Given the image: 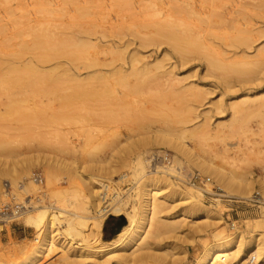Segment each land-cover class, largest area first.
Wrapping results in <instances>:
<instances>
[{"label": "rangeland", "instance_id": "374dc122", "mask_svg": "<svg viewBox=\"0 0 264 264\" xmlns=\"http://www.w3.org/2000/svg\"><path fill=\"white\" fill-rule=\"evenodd\" d=\"M71 1L77 2V6ZM136 1L137 8L131 9V5L122 0H93L94 3H89L91 6L88 4L89 11L81 7L82 4L87 7L84 1L78 6L77 0H67L64 12L51 13L52 19L63 18V35L68 40L82 39L83 43L89 42L85 43L86 46H93H87L86 58L58 56L41 65L51 72L68 69L81 81H66L56 87L46 82L23 85L17 95L18 112L6 111L10 99L3 96L0 113V211L11 202V196L17 198L14 201L26 203L28 209L44 203L56 210V205H61L73 195L82 202L90 196L94 186V183L89 185L85 181L84 176L87 175L109 183L111 194L118 192L120 199H127L128 204L124 207L128 212L132 209L129 203H135V192L140 182L134 175V157L138 151H143L149 160V170H160L161 174L169 167H176L170 175L173 187L167 186L162 191L164 208L161 215L165 221L182 215L178 218L177 227L164 228L167 232L162 237L151 236L137 251L141 254L136 258L129 256L124 261L120 259L121 264H193L205 246L212 243L216 231L229 237L240 231L244 238L243 247L251 243L258 233L264 238V202L258 207L249 201L256 193L264 195L259 184L264 179V78L246 81L251 76L224 71L228 73L224 74L228 79L225 77V80L224 75L221 76L223 69L208 66L206 51L182 54L174 46L169 33L161 32L162 27L184 22L188 31L191 29L202 35L210 50H216L225 57L233 55V59H240L244 51L252 56L260 52L264 55V3L262 0H185L176 5L170 0H156L155 7L150 9L147 5L141 7ZM188 3H195L198 8L202 6L204 13L186 12L184 7L187 8ZM74 7L79 12H75ZM234 8L239 11L234 17H229L231 20L222 17L223 14L228 18V11ZM2 12L3 8L0 9ZM237 28L251 29L252 48L233 43L234 36L240 32ZM110 49L121 52L122 58L113 60ZM56 66L59 68L55 69ZM144 67L148 69L149 76L143 73L145 76L141 79L134 75L133 68ZM118 68L123 69L126 75L125 83L114 73ZM98 75L102 77L98 78ZM82 80L87 83L86 90L97 92L94 95L85 92L80 96L73 93L70 86H76L75 83ZM102 88L109 94L100 92ZM195 89L203 95H197ZM69 92L75 99H69ZM246 92L253 98L263 96L262 102L248 108L247 113H233L231 103L247 97ZM84 94H87V99ZM174 110L185 112L190 119L186 124L188 130L183 133H186L185 138L178 137L183 126L175 118L182 114L175 116L180 113H173ZM169 129L176 132L173 136L168 135L173 143L159 138V135L173 132ZM57 140L64 144H58ZM177 141L185 142L191 155L196 154L209 163L213 160L227 172H235L237 177L245 174L253 182L252 187L247 192L223 189L214 177L200 170L191 155L174 148ZM70 143L78 148L85 146L82 148L85 150L83 156L82 150L76 153L73 171L64 165L51 169L50 181V168L43 159H63L71 152ZM84 159H88L92 168L82 170L83 176L74 168L78 169ZM35 172L44 178L42 184L29 182ZM122 173H127V177L117 183L116 179ZM6 184H11L10 194ZM191 189H197L191 194L198 198L188 199ZM128 190L132 192L130 199ZM74 208L68 207L72 212L77 210ZM186 209L188 214H185ZM91 211L96 214L92 205ZM126 211L107 216L101 228L102 241H110L122 233L128 225ZM0 225V258L3 261L16 259L22 255L21 249L30 250L39 243L35 239L36 229L27 226L22 216L0 222ZM76 253L71 252L70 258L58 262L43 259V263L97 264L92 261L97 257H79Z\"/></svg>", "mask_w": 264, "mask_h": 264}, {"label": "bare ground", "instance_id": "6f19581e", "mask_svg": "<svg viewBox=\"0 0 264 264\" xmlns=\"http://www.w3.org/2000/svg\"><path fill=\"white\" fill-rule=\"evenodd\" d=\"M65 1L56 0L55 2L54 0H0V9L3 8V12L0 13V113L3 106L2 98H4V95L9 97L10 99V104L6 110L7 112H15V110L20 109L17 105V95L19 88L23 85H29L33 83L37 84V82H46L52 87H56L66 81L71 82L77 81L76 79L79 80L75 73L70 72L68 69H63L61 72H51L50 70L44 69V66H41L54 59V57L58 56L72 57L74 59L86 58L88 55V49L92 45H87L89 46L87 47L85 43L89 44V42L83 43L82 39V41L79 39L81 42L78 40H73V42L71 40H68L63 35L65 34L63 31L65 26L63 18L60 17V19L58 18V20H56V18L53 17L54 19H52L51 16L54 11L64 12L63 6ZM77 1L80 3H78V6H81L82 1H84L83 3L87 4V7H84V4H82L81 7L83 9L88 8V4H92L91 2H93V0ZM122 1L126 2V5L130 4L131 9L137 8V6H135L137 3L136 0ZM155 1L156 0H138V3L141 7L147 5V7H150V9H152L156 5ZM170 1L176 2V5H180V3H183V1L185 0ZM262 2L264 3V0H262ZM75 3L76 4L72 2L74 6H77V2ZM90 4L89 6H91ZM79 8L78 10H80ZM82 8L81 10H83ZM184 8L186 9L185 11L190 14L201 15L204 13L201 10L202 6L198 8L195 3H188L187 8ZM90 9L89 11H91ZM238 11V8L230 9L228 11V18L223 14L222 17H224L226 20H231L229 19V17H234V14H236ZM75 12H79L77 11V8ZM81 12L82 11H80V13ZM82 14L81 16L84 17V14ZM184 26L185 23L180 22L173 23L170 26L164 28L162 27L161 29V32H163L164 34L169 33L170 37L174 41V46L182 54H186L189 51H206V60L208 66L214 67L216 68V70H218L217 68L223 69V73H221V76L222 74L224 75L232 72L236 74H244V76L247 75V77L251 76L249 78L245 77V79L247 78L246 81L258 79L261 80L264 78V55H262L261 52L258 55L254 54L252 56L248 54L247 51H244V54L240 59H233V55L225 57L216 50H210L209 45L205 43L202 35L199 32L193 31L191 29L190 31H188V26H185L188 28V30ZM237 29L240 30V32L236 36H234L233 43L245 45L248 48H252V36L250 34L251 29ZM110 51L113 53V60L122 58L121 52L113 49H110ZM234 54H236V52H234ZM52 68L54 69L55 67ZM58 68L59 66H56L55 69ZM122 70L123 69L118 68V70L114 73L115 75L117 74L119 80L125 83L126 75L122 72ZM224 71H227L228 73H225ZM133 72L134 75L138 77L140 76L141 79L142 76H145L146 74V76H149V71L145 67L133 68ZM143 73L146 74L144 75ZM100 77H102V75H98V78ZM225 77L226 76L224 75L223 78L225 79ZM79 81H81V79ZM84 83L85 86H83ZM86 84L87 83L82 80V82L75 83L76 86L72 84V86L70 87H72L71 89L73 93H77V95L80 96L85 92H89V90H86ZM103 84H105V82ZM108 85L106 84L107 87ZM94 87H96V85H94ZM102 87H104V85ZM90 88H93V86ZM110 88L108 90H110ZM96 92H91L90 94L94 95V93ZM100 92H104L103 88ZM194 92L199 96L203 95L200 90L195 89ZM106 93L109 94L108 92ZM69 94L71 95L69 99L71 97L75 99L72 93L69 92ZM90 94H88V96H90ZM245 95H247V97L238 99L235 102L231 103L233 113L240 112L239 114H241L242 112H246L247 110H249L248 108L251 109V106L253 108L260 102H262L261 99L263 96L253 98V96L250 97L249 93L247 92L245 93ZM86 97L87 94L85 95V99L88 98ZM75 108H77L76 110H78V106ZM106 109L109 110V108ZM176 111L177 110H174L173 113H175ZM16 112H18V110ZM171 112L172 111H170V113ZM181 114L182 113L175 116H180ZM77 115L79 116L78 112ZM171 115L174 114L171 113ZM175 119L183 126L180 127L182 128V131L180 133L178 132V137L180 139L185 138L186 133H183L185 130H188L186 124L189 123L190 119L185 116V112L184 114H182V116H180L179 118L176 117ZM176 129H178V127ZM174 133L176 132H168L163 135H159V138H161L166 143H173L171 141L172 138L170 139L168 135L171 136L172 134L174 135ZM57 143L60 145L64 144V142L58 140ZM1 145L2 144H0V146ZM83 147L78 148L70 143L69 150H71V152L69 151L67 155L63 157V159H61V157H54L51 160L50 158L45 157L43 160L45 161V163L48 162L50 168L48 172V179H51V169H53L55 166L64 165L72 170V168L75 167L74 165L77 160L76 153L82 150L81 155L83 156L85 152V150L82 149ZM174 148L180 153L191 155V150L185 142H175ZM191 156L194 158V161L199 166L200 170L208 173L211 177H214V180H216L217 183L220 184V186L225 190L245 192L247 189L249 190V187L251 188L253 185V182L251 183L250 178L245 174L239 175L237 177L235 172H227L223 167H221V165L215 164L213 160H211V164L209 162H206L205 160H202L199 156H196V154H193ZM134 158L136 159L134 175L135 177H139L140 182L137 186V193L135 192L137 196L135 197L134 205H132L133 201L129 203V205L131 204L130 207L129 205H127L130 209L132 208L130 211L127 212L126 209L128 210V208L124 207V204H128V200L120 199V193L118 192H116L115 194H111V191H109V189H111L112 186L109 183L95 180V177H87L86 174V176H84L83 173H81L82 170L86 171V169H88L89 167L92 168V165L90 164L88 159H84V161L82 160L81 165H79L78 169L76 168L77 170L74 168L76 173H81V175L85 177V181H87L89 185L90 183H94L93 189L92 191H90V196L86 197L84 201L80 202L78 197L75 198V196L73 195L72 198L66 199V201H64V203H62L61 205L57 206L54 203L56 207H58V209L56 210L50 204L47 205L43 203V205L41 206L32 207L29 209L28 205L25 204L27 208L17 212L18 214L10 217L9 219H0V222H6L18 216H22L27 226L36 229L35 239L39 242L38 245H34L30 250H27L25 248L21 249L22 255L16 259L3 261L0 258V264H44L46 261L44 260L45 262L43 263V259H52L53 262H58L70 258L71 252H77L76 255H78L79 257H83L85 255L88 258L97 257L92 258V261L95 260L97 264H121L120 259L123 260L127 259L129 256L135 257L136 255L141 254H138L139 250L144 247V241H148V238H150L151 236L162 237L163 234L167 232V230L164 228L174 225L177 227L180 222L178 218L182 214H179V216L177 215V217L174 216L173 219H166V221L162 218L161 215L162 209L164 208V205L161 202V198L164 197L162 191L167 186L173 187V182L170 180V175L176 167H169L167 171L163 170L164 173L160 174V170L152 171L148 169L149 160L145 157L143 151H138ZM64 160H66L67 162H64ZM233 173H235L236 176ZM126 177L127 173H122L118 176L116 182L118 183L119 181H123ZM29 182L32 185L33 183L42 184L44 182V178L41 176V174L35 172L32 176V180H29ZM15 183L18 182L16 181ZM259 184L261 191L264 194V179L260 180ZM5 186V188L8 190V193L10 194L9 188L11 187V184H6ZM101 192L103 194L102 196ZM193 192H197V189H191L188 199L199 197L197 195L191 194ZM128 194L129 195H127V197H129L128 199H130V197H132V192L129 193L128 190ZM263 196L261 197L262 202H264ZM11 198L12 200L10 203H8V205L10 206V204H12V209L16 212V207L13 204L19 202L14 201L17 199L15 196H11ZM91 205L94 206V209H96V214L91 213ZM71 206H74L75 208H77V210H75V212H72V210L70 211L68 207ZM3 210H1L0 212H2ZM123 210L127 212L125 216L127 217L128 225L124 228L121 234L119 233V236L117 238L110 241H102V239L100 238L101 228L107 216L110 214L120 215L122 213H125L123 212ZM188 213L189 211L187 210L185 214ZM205 213L208 214V211H206ZM1 226L2 225H0V231L2 230ZM172 229L173 227L170 230ZM258 234L254 235V239L251 243L243 247L244 238L240 231L236 235L230 237L223 232L216 231L212 236V243H209L205 246V249L203 250L201 256L193 264H264V238ZM93 240L94 242L101 241V243L95 242L98 245L95 243L94 245L92 242ZM82 241H84V243Z\"/></svg>", "mask_w": 264, "mask_h": 264}, {"label": "built area", "instance_id": "2783aa9c", "mask_svg": "<svg viewBox=\"0 0 264 264\" xmlns=\"http://www.w3.org/2000/svg\"><path fill=\"white\" fill-rule=\"evenodd\" d=\"M261 194L260 193H256L253 196H251L249 198L250 204H252L253 206H260L261 201ZM26 203L23 202H19V203H15L13 204L16 207V212L13 211L12 209V204H10V206L7 204L4 207V210L2 212H0V219H9L10 217L18 214L17 212L22 211L24 209L27 208V206L25 205Z\"/></svg>", "mask_w": 264, "mask_h": 264}]
</instances>
